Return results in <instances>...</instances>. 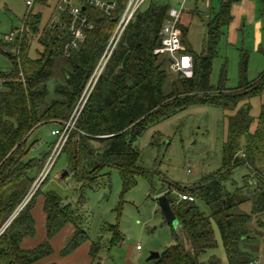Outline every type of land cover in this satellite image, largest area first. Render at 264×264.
I'll return each instance as SVG.
<instances>
[{"label":"trees","instance_id":"trees-1","mask_svg":"<svg viewBox=\"0 0 264 264\" xmlns=\"http://www.w3.org/2000/svg\"><path fill=\"white\" fill-rule=\"evenodd\" d=\"M116 1L118 6L111 15L86 8L94 27L86 31V41L70 56L64 53L68 30L48 24L41 28L42 14H33L32 10L26 15L25 31L21 36L13 42L0 38V54L7 55L12 62L8 71H0L3 87L0 91V264H34L50 255L53 251L50 239L68 223H74L75 234L64 254L75 250L88 238L61 196L54 191L48 192L43 201L47 239L37 246L22 247L24 238L35 233L34 197L14 214L36 179L37 175L32 176L34 171L38 170L39 174L48 157L45 154L43 160H25L26 139L45 122L69 118L127 3V0ZM234 1L220 0L218 11L210 16L202 53L195 52L186 41L188 26L180 20L182 42L193 57V76L177 73L180 77L172 80L167 55L154 53L161 46L159 32L172 6L158 4L156 0L142 5L123 33L76 121V131L63 149L68 173H72L80 185V192L93 187L100 176L105 175L102 170L107 166L119 168L127 191L135 186L139 174L151 177L139 166L140 152L135 146L138 137L151 124L169 117L188 103L206 101V95L213 91L221 92V96L215 98L217 103L236 110L229 118L223 164L218 171L188 188L163 178V193L179 225L173 228L174 243L160 253L153 264H220L216 257L208 261L200 259L203 252L217 245L214 224L220 233L226 263L254 264L241 244L251 238L248 223L253 215L264 213V108L252 129L249 105H239L264 92V73L252 82L247 80L245 59L237 88L227 91L211 85L213 60L224 29L233 19ZM40 2L46 4L47 0ZM33 38L42 46L38 57L30 55ZM59 58L67 60L71 70L66 71V83L55 86L60 96L48 101L47 82ZM94 140L105 141L104 150L96 148ZM241 165L249 169L246 184L256 182L252 194L244 191L246 184L235 189L225 185ZM176 190L194 200L177 201ZM198 200L209 206V215L199 208ZM246 203L251 204L250 213L243 209ZM257 222L264 228V220L259 218ZM115 235L120 238L118 231ZM101 248L100 242L91 244L93 258Z\"/></svg>","mask_w":264,"mask_h":264},{"label":"rangeland","instance_id":"rangeland-1","mask_svg":"<svg viewBox=\"0 0 264 264\" xmlns=\"http://www.w3.org/2000/svg\"><path fill=\"white\" fill-rule=\"evenodd\" d=\"M156 1L158 4L179 7L182 0ZM256 1L254 21L244 22L234 30H231L230 25L224 29L211 73V85L216 89L224 87L231 91L240 85L245 59L247 80L252 82L264 73V0ZM57 2L58 0H47L44 4L40 0L35 1L31 12L42 14L41 28L50 19L59 16ZM219 4L220 0L185 1L181 21L188 26L186 41L197 53H202L205 49L206 25L210 15L218 11ZM146 5L147 3L144 4ZM29 10L24 0H0V38L4 39L12 30L22 27ZM258 20L262 22L259 28ZM244 26L248 27L244 29ZM41 51V44L33 38L30 41V55L38 57ZM11 66L10 58L0 54V71H8ZM70 70L71 65L64 58L55 61L53 73L47 82L48 101L60 96L55 91V86L66 83V71ZM169 77L172 80L180 76L169 68ZM2 88L0 81V91ZM220 94L219 91H213L206 95V101L184 105L169 117L151 124L138 137L135 146L140 152L139 166L150 173L151 179L139 174L135 186L127 191L124 190L120 170L116 167H105L102 170L105 175H101L93 187L85 188L83 192H80V185L72 173L62 176L68 171L67 155L63 149L76 131V121L88 100L87 95L81 101L82 104H79L80 97L67 120L49 121L35 128L26 139L28 152L25 160H43L45 154L48 157L40 173L37 170L32 175L33 178L37 175L29 189V200L34 197L35 233L24 238L22 247L33 248L47 239L43 201L51 191L61 196L69 213L76 219V224L86 232L88 238L75 250L64 254L75 234L74 223H68L50 239L52 253L34 264H92L91 244L97 242L101 243L102 248L98 256L93 258L96 260L93 264L98 261L102 264H153L155 259L148 260V257L152 252L162 253L173 244V228H177L165 220L160 208L159 198L164 194L163 178L188 188L218 171L223 164V146L228 135L229 118L236 110L217 103L215 98L221 96ZM246 104L250 107L249 115L253 119L254 129L264 108V92L242 101L239 106ZM68 121H75V126L61 151L52 157L51 153L58 138L52 134V130L60 128L61 124ZM93 144L99 150L106 147V142L102 140H94ZM42 171H46V176L42 182L36 184ZM248 173L246 166L237 167L231 178L225 181L226 187L235 189L236 186H244ZM245 186V192L255 190L254 184ZM177 194L176 190L174 195L177 197ZM197 204L203 212L210 214V208L204 201L198 200ZM243 209L250 213L251 204L246 203ZM259 218L264 220V213L253 215L248 223L251 238L243 241L241 247L250 253L254 263L264 264V228L258 225ZM214 228L217 245L203 252L200 259L208 261L216 257L220 264H225L226 254L220 233L215 224ZM116 231L120 238H116ZM116 239L118 240L115 241ZM113 241L115 244H112ZM138 245L141 249L137 248Z\"/></svg>","mask_w":264,"mask_h":264},{"label":"built area","instance_id":"built-area-1","mask_svg":"<svg viewBox=\"0 0 264 264\" xmlns=\"http://www.w3.org/2000/svg\"><path fill=\"white\" fill-rule=\"evenodd\" d=\"M28 8L31 10L35 0H24ZM150 0H127L126 6L123 9L116 27L111 34L108 43L95 67V70L91 74L86 89L79 101L82 104L84 97L89 94L95 87L100 75L104 71L106 65L115 52L120 39L125 32L130 21L134 17L137 10ZM186 0L180 2L179 7H171L169 9V16L163 23L160 29L161 46L154 50L155 54L164 53L168 57V65L171 71L181 73L184 77L193 76V57L190 53L186 52V46L182 42V31L179 26L182 14L185 10L184 4ZM118 3L116 0H58L56 4V10L59 11L57 18L50 19L48 25L50 27L58 26L60 29H67L68 35L66 37V43L64 46V53L66 56H70L73 50L79 49L80 46L86 41V31L94 27V22L86 13V8L96 9L107 15H111L117 8ZM29 10V11H30ZM28 11V12H29ZM25 31V22L22 27L12 30L9 34L5 35V40L13 42L17 36H21ZM85 99V100H86ZM82 101V102H81ZM78 104V105H79ZM79 107V106H78ZM78 109V108H77ZM76 121V120H75ZM71 121L62 122L60 128L52 130V134L57 135V141L52 150L51 156H56L62 149L63 145L67 141L72 128L75 126ZM46 176V171H42L38 177L36 184L42 182ZM256 186V182L252 181L251 185ZM252 194V191L250 192ZM27 196L18 210H21L31 198V193ZM194 200V197L179 193L178 200ZM16 214H14L15 216ZM138 249L141 247L138 245ZM228 264V263H225ZM257 264V263H254Z\"/></svg>","mask_w":264,"mask_h":264},{"label":"crops","instance_id":"crops-1","mask_svg":"<svg viewBox=\"0 0 264 264\" xmlns=\"http://www.w3.org/2000/svg\"><path fill=\"white\" fill-rule=\"evenodd\" d=\"M256 10H257L256 0H235L232 5L233 19L230 22L231 24H229L231 26V30L236 29L239 25H241L244 22L250 23L254 21L256 16ZM261 26H262V22L258 20V28ZM246 27L248 26H244L243 28L246 29ZM91 260H92V264L96 261L93 260V258Z\"/></svg>","mask_w":264,"mask_h":264},{"label":"water","instance_id":"water-1","mask_svg":"<svg viewBox=\"0 0 264 264\" xmlns=\"http://www.w3.org/2000/svg\"><path fill=\"white\" fill-rule=\"evenodd\" d=\"M8 54L11 55L12 53L8 51ZM67 174H68V171H65L62 176H65ZM159 204L164 214L165 220L169 222L171 225H173L174 227H178L179 221L175 215V212L171 206V203L168 197L165 194L161 195V197L159 198ZM159 257H160L159 252H152L150 256L148 257V260L158 259ZM95 264H102V263L98 261Z\"/></svg>","mask_w":264,"mask_h":264}]
</instances>
